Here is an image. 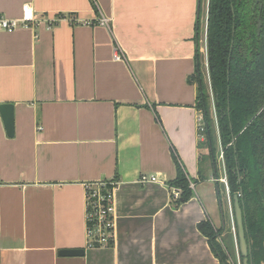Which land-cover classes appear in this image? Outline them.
Instances as JSON below:
<instances>
[{"label":"crops","instance_id":"obj_1","mask_svg":"<svg viewBox=\"0 0 264 264\" xmlns=\"http://www.w3.org/2000/svg\"><path fill=\"white\" fill-rule=\"evenodd\" d=\"M26 3L109 24L0 30V104L15 106L13 137L0 117V264H221L198 229L233 224L196 124L209 0H0V16ZM176 158L197 182L178 207ZM100 180L118 182L115 240L89 247L85 184Z\"/></svg>","mask_w":264,"mask_h":264},{"label":"trees","instance_id":"obj_2","mask_svg":"<svg viewBox=\"0 0 264 264\" xmlns=\"http://www.w3.org/2000/svg\"><path fill=\"white\" fill-rule=\"evenodd\" d=\"M199 34L198 24L197 39ZM207 50L232 204L233 196L242 193L240 203L252 264H264V0H209ZM196 58L198 107L208 122L205 141L210 145L209 157L218 176L210 95L204 84L199 48ZM176 164L177 175L168 184L180 190L178 198L172 193V204L178 207L194 196L190 184L197 182L177 158ZM218 197L222 200L219 187ZM198 229L208 238L221 264H232L229 260L235 258V244L231 229L216 228L209 219L201 221Z\"/></svg>","mask_w":264,"mask_h":264},{"label":"built area","instance_id":"obj_3","mask_svg":"<svg viewBox=\"0 0 264 264\" xmlns=\"http://www.w3.org/2000/svg\"><path fill=\"white\" fill-rule=\"evenodd\" d=\"M67 21L72 24H85L93 25L95 23L100 25H108L109 19L105 17H100L98 20H86L81 21L73 13L64 14L60 13L56 16H49L46 14H41L37 12L31 4L26 3L23 5V14L20 19H7L3 16H0V30L13 32L21 26L27 27H47L53 28L60 22ZM116 59H124V53L119 50L115 52ZM198 117H197V130L198 135L201 141L206 140V130L208 122L204 116V112L201 108H198ZM213 122L218 125V116L217 114H211ZM219 160L223 163L225 168L224 161V152L223 149L219 154ZM140 181L144 182H158L159 179L157 176H148L142 175ZM213 181L219 182L224 185V188L227 193V199L229 200L230 213L233 219V224L231 226V232L234 237L235 242V258L230 259L229 262L232 264H243L242 256L240 254L238 237H237V228L235 224L234 209L232 208V198L229 191L228 179L226 172L222 176H214ZM118 182L113 181L109 183L108 180H100L95 182H87L85 184V196H86V238L87 245L89 247H99V246H110L114 243L115 240V200H114V190ZM111 185V188H110ZM190 186L194 189L195 183L191 182ZM172 193L175 198H178L180 195V190L172 187ZM238 257V260H237Z\"/></svg>","mask_w":264,"mask_h":264},{"label":"water","instance_id":"obj_4","mask_svg":"<svg viewBox=\"0 0 264 264\" xmlns=\"http://www.w3.org/2000/svg\"><path fill=\"white\" fill-rule=\"evenodd\" d=\"M0 117L3 121L6 133L9 137L15 135V106L13 103H1L0 104ZM240 194L233 196L234 204V217L237 228L238 244L240 254L242 256L243 264H252L251 247L247 240V227L245 225V213L240 203ZM224 214V211H223ZM60 255L62 256H80L85 252L83 249H64L61 250Z\"/></svg>","mask_w":264,"mask_h":264},{"label":"rangeland","instance_id":"obj_5","mask_svg":"<svg viewBox=\"0 0 264 264\" xmlns=\"http://www.w3.org/2000/svg\"><path fill=\"white\" fill-rule=\"evenodd\" d=\"M200 61H201V65H202L201 68H202V72H203V78H204V84L206 87V91H208V93L210 95V102H212L214 97H213V90L210 87L211 86V80L208 78V67L206 66V58L203 55H201ZM208 80H209V82H208ZM216 128H217V130L212 128L213 141H214L213 144H214V148L216 150V155H217L216 156L217 157L216 158V160H217L216 161L217 162L216 163L217 173L219 176H222L225 172V168H224L223 163L219 160V154L222 150V144H221V138H220V133H219V128H218L217 123H216ZM204 145H206V144H204ZM203 148H204V146H203ZM228 202H229V200H228ZM232 208H233V206H232ZM222 236L224 237L225 235H222ZM221 239H222V237L220 238V241H221ZM234 244H235V242H234ZM237 260H238V257H237Z\"/></svg>","mask_w":264,"mask_h":264},{"label":"flooded vegetation","instance_id":"obj_6","mask_svg":"<svg viewBox=\"0 0 264 264\" xmlns=\"http://www.w3.org/2000/svg\"><path fill=\"white\" fill-rule=\"evenodd\" d=\"M211 88H212V86H211Z\"/></svg>","mask_w":264,"mask_h":264}]
</instances>
